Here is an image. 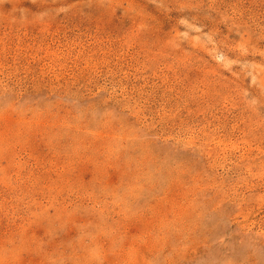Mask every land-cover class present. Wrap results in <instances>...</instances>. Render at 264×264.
I'll return each mask as SVG.
<instances>
[{
    "label": "rangeland",
    "instance_id": "1",
    "mask_svg": "<svg viewBox=\"0 0 264 264\" xmlns=\"http://www.w3.org/2000/svg\"><path fill=\"white\" fill-rule=\"evenodd\" d=\"M0 264H264V0H0Z\"/></svg>",
    "mask_w": 264,
    "mask_h": 264
}]
</instances>
